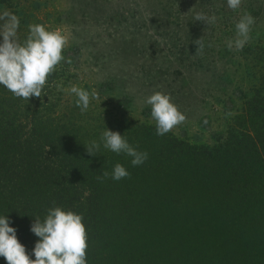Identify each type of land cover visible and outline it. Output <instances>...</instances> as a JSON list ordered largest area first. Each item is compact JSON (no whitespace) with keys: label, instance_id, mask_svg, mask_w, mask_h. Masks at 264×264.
I'll return each instance as SVG.
<instances>
[{"label":"trees","instance_id":"obj_1","mask_svg":"<svg viewBox=\"0 0 264 264\" xmlns=\"http://www.w3.org/2000/svg\"><path fill=\"white\" fill-rule=\"evenodd\" d=\"M12 1L0 0V264H264V66L217 146L145 124L84 137L39 104L52 67L29 84V53L9 61Z\"/></svg>","mask_w":264,"mask_h":264},{"label":"rangeland","instance_id":"obj_2","mask_svg":"<svg viewBox=\"0 0 264 264\" xmlns=\"http://www.w3.org/2000/svg\"><path fill=\"white\" fill-rule=\"evenodd\" d=\"M10 7L9 61L19 66L29 53L20 64L29 84L45 81L52 67L57 79L44 84L39 104L55 125L84 137L145 124L217 146L248 111L263 71L264 48L252 43L248 25L264 32V0H13Z\"/></svg>","mask_w":264,"mask_h":264}]
</instances>
